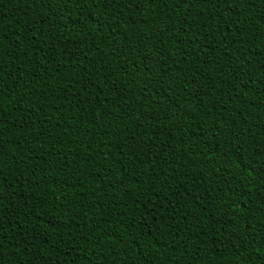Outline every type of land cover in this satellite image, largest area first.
<instances>
[{
  "label": "trees",
  "instance_id": "16d2710c",
  "mask_svg": "<svg viewBox=\"0 0 264 264\" xmlns=\"http://www.w3.org/2000/svg\"><path fill=\"white\" fill-rule=\"evenodd\" d=\"M0 264H264V0H0Z\"/></svg>",
  "mask_w": 264,
  "mask_h": 264
}]
</instances>
